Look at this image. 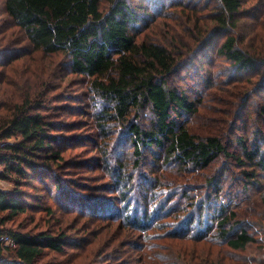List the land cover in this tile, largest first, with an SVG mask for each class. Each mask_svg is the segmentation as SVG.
Here are the masks:
<instances>
[{"label":"trees","instance_id":"obj_1","mask_svg":"<svg viewBox=\"0 0 264 264\" xmlns=\"http://www.w3.org/2000/svg\"><path fill=\"white\" fill-rule=\"evenodd\" d=\"M133 1L4 0V7L34 51L48 56L61 55L66 58L71 72L89 78L90 90L103 103L98 116L99 126L104 130L108 124L120 126L118 132L122 133L120 137H123L124 144L134 148L135 168L148 151L149 157L163 163L162 170L174 175L173 179L167 180L168 183L160 180L150 186L152 194L146 195L145 204L153 199L154 209L145 205L140 213L136 199H125L130 201L126 207L128 221L144 230L151 216L156 218L167 210L168 213L170 210L180 211L187 200L194 205L197 204L196 198L201 196L205 205L212 208L216 205L212 227L208 230L200 227L202 220L193 225L195 213L192 212L181 218L182 223H177L173 232L178 234L179 231L183 238H193L194 242L201 238L219 239L232 251H244L257 240L250 227L236 219L240 216L237 210L242 208L245 200L241 196L248 194L249 190L242 195L226 194L227 197L219 200L220 182L215 177H210L205 183L208 190L206 198L201 193L196 194L201 186L196 182H186L195 180L193 175L201 176L217 159L224 157L240 166L254 167L243 173L247 175L248 184H259L256 171H264L263 133L260 132L251 143L242 136L234 139L236 146L241 147L242 155L230 150L231 139L225 133L234 125L236 131V124L241 120L248 123L251 113L246 109L253 90L257 86H262L264 90V76L260 75L261 69H264V33L259 36L256 32V23L259 21L261 24L262 14L257 11L245 22L242 0H215L218 5L209 21L206 15L198 17L200 10L196 3L193 4L194 0H156L153 3L158 5L157 9L170 8L165 15L157 10L156 16L164 15L172 25L167 26L163 37L141 39L144 29L150 25L154 30L164 28L165 24L159 21V24L155 22V26L152 25L155 18L151 8L142 6L143 9L139 10ZM173 8L181 11L191 8L187 20L193 28L185 38L176 37L183 28L182 25L173 27V20L177 19ZM240 30L245 38L250 39L248 45L240 39ZM211 38L214 40L209 45ZM220 38L223 40L220 41ZM199 56L204 61H199ZM218 60L226 62L233 71V78L227 84L221 79L224 75L210 69ZM190 62H196L199 72L206 68L194 84L197 90L198 86L210 90L207 94H200L199 90L197 93L196 90V94L191 95V85H178L177 76L191 65ZM238 75H260V79L255 85L253 79L240 83L242 79H237ZM230 85L233 86V104L237 106L234 115V107L226 99L229 96V89L226 88ZM37 98L40 99L39 94ZM44 98L41 101L37 99L33 105L32 99L26 97L13 110L7 111L9 115H0V179L18 183L32 181L29 186L35 187L34 183L41 180L38 176H50L55 165L63 163L61 150L55 149L60 138L53 133L60 129L58 126L62 122L46 119L42 113ZM212 101L223 102L225 109H217ZM200 108L204 109L203 112ZM197 115L203 116L204 124L209 126L203 134H197L189 127L192 118ZM12 137L16 140L8 141ZM122 170V166L117 170V183L121 182L125 191L128 185L120 178ZM55 187L60 190L62 182H57ZM26 194L20 190L0 189V264H35L46 249L61 254L68 244L64 233L58 236L46 231L30 234L6 227L8 221L34 207L26 200H36L35 195L28 197ZM258 203L264 208V189L260 191ZM133 206L135 209L131 210ZM209 223V219L205 220L206 225ZM4 235L14 240L13 246L3 243L1 237ZM7 252L14 257L6 256ZM189 262L192 264L191 260Z\"/></svg>","mask_w":264,"mask_h":264},{"label":"rangeland","instance_id":"obj_2","mask_svg":"<svg viewBox=\"0 0 264 264\" xmlns=\"http://www.w3.org/2000/svg\"><path fill=\"white\" fill-rule=\"evenodd\" d=\"M154 1L156 0L133 1V5L139 10L143 9L142 6L151 8L155 18L152 25L155 22L159 24V21L165 24L164 28L154 30L150 25L144 29L141 39L150 36L154 39L163 37L167 26L172 25L170 20L167 21L164 18L165 12L170 8L165 6L164 10L157 9L158 5H154ZM242 1L243 21L247 22L246 20L257 11L262 14H260L262 26L259 25V21L256 23V32L260 36L264 33V0ZM194 3L200 10L198 17L206 15L210 21L218 5L217 2L194 0ZM157 10L162 11V14L164 12V15L157 17ZM174 10L177 12L174 15L177 19L174 18L176 20H173V27L182 25L183 28L176 37L185 38L187 33L191 34L193 28L192 23L190 24L187 20L188 15L191 14V8L182 11ZM241 32V30L238 32L240 39L245 40L248 45L250 39L245 38ZM242 36L244 38H241ZM213 40L214 38L210 39L209 45L213 43ZM222 40L223 38H220V41ZM8 53L9 55H6ZM202 59L198 57L199 61H204ZM67 64L66 58L61 55L48 56L34 51L26 35L7 14L4 0H0V115L2 117H5L3 114L9 115L7 111L13 110L26 97H30L34 105L39 99L37 98L39 94L40 101L43 96L45 97L42 101L44 105L42 113L46 119L56 123L62 122L58 126L60 129L53 133L60 138L55 149L61 150L64 160L60 166L55 165L50 176L47 174L38 176L41 180L34 183L35 187L29 186L33 184L32 181L18 183L0 179L1 190H20L27 193L28 197H33L32 195L36 197V200L33 198L26 200L29 205L34 204V207L8 221L6 227L30 234L46 231L54 236L62 233L66 235L68 244L64 247L63 253L57 254L51 249H46L35 264H191L189 260L192 264L218 262L237 264L235 261L264 264V218L261 216H264L262 214L264 208L258 203L260 191L264 189V171H256L258 174L256 181L259 184L256 182L248 184L247 175L243 171H251L254 167L240 166L236 161L224 157L217 159L204 174L193 175L195 180H187L186 183L196 182L202 187L196 194L201 193L206 198L205 194L208 190L205 183L210 177H215L220 182L219 200L227 197L226 194H244L245 190H249L248 194L241 196L245 200L242 208L237 210L240 216L236 219L245 226H249L257 240L244 251H232L224 241L219 239L214 241L201 238L198 242H194L193 238L191 240L187 237L183 238L179 235V231H177L178 234L173 232V229L177 228V223H182L181 218L192 212L195 213L193 225L202 220L200 227H206L207 230L212 227L215 221L212 216L216 215L214 209L216 205H213V208L205 205L201 196L196 198L197 204L194 205L187 200L180 211L170 210L168 213L167 210L158 214L156 218L151 216L146 223L148 227L144 230L138 229L136 223L128 221L129 214L126 207L130 201L125 199L133 201L136 199L137 211L140 213L141 207L145 205H151V209H154L153 199L145 204L146 195L152 194L150 186L160 180L168 183L167 180L173 179L174 175L162 170L163 163L149 157L148 151L135 168L134 148L130 144H124L123 137H120L122 133L118 132L120 126L115 123L108 124L106 130L99 126L98 116L103 103L90 90L89 78L74 74ZM190 64L177 76L176 81L178 85H191L193 89L191 95H194L197 90L194 81L199 80L206 68L199 72L195 67L196 62H190ZM210 69L224 75L221 79L226 84L233 78V71L223 60L216 61ZM260 75L264 76V69H261ZM260 75L236 77L242 79L240 83H248L246 79H253L255 85L258 84ZM180 77L190 79L181 80ZM225 87L224 85V89ZM226 89H229V96L226 99L234 107L232 112L234 115L237 106L233 104L231 96L233 86L230 85ZM198 90L200 94L201 92L207 94L210 91L200 86ZM213 101H215L214 98ZM213 101L212 104L214 103L217 109H225L223 102L218 104ZM263 107L264 90L262 86H257L248 101V108L246 107V110L249 109L251 113L248 123L241 120L236 124V131H234V125L225 133L228 139H231L229 145L232 152L242 155L241 147H237L234 140L237 137L242 136L251 143L256 140L260 132L264 135ZM200 110L203 112L204 109L200 108ZM148 121L149 118L146 123ZM191 121L189 127L197 134H203L209 128L207 124H204L203 116L197 115ZM15 140L16 138L12 137L8 141ZM120 166L124 167L120 178L128 185L125 191L121 182L117 183L119 178L117 170ZM57 182H62L60 190L55 187ZM43 183L46 185L43 186ZM212 192L214 193V188ZM202 203H204L203 207ZM132 209L134 210L135 206ZM207 219L211 224H205ZM6 256L14 257L9 252Z\"/></svg>","mask_w":264,"mask_h":264},{"label":"built area","instance_id":"obj_3","mask_svg":"<svg viewBox=\"0 0 264 264\" xmlns=\"http://www.w3.org/2000/svg\"><path fill=\"white\" fill-rule=\"evenodd\" d=\"M1 240L3 241L4 244H6L8 246L14 245V240L9 235L2 236Z\"/></svg>","mask_w":264,"mask_h":264}]
</instances>
